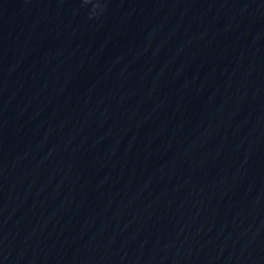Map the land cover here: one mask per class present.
Returning a JSON list of instances; mask_svg holds the SVG:
<instances>
[{"label": "clouds", "instance_id": "1", "mask_svg": "<svg viewBox=\"0 0 264 264\" xmlns=\"http://www.w3.org/2000/svg\"><path fill=\"white\" fill-rule=\"evenodd\" d=\"M82 4L83 5L92 4V10L90 13V18H91V16H95L97 14V9H99L100 11L104 10L102 5L98 2H94V0H82Z\"/></svg>", "mask_w": 264, "mask_h": 264}]
</instances>
